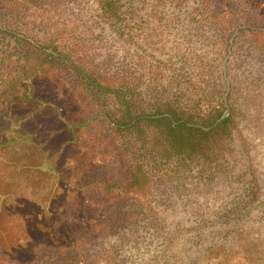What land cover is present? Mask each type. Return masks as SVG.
Wrapping results in <instances>:
<instances>
[{"label": "trees", "instance_id": "1", "mask_svg": "<svg viewBox=\"0 0 264 264\" xmlns=\"http://www.w3.org/2000/svg\"><path fill=\"white\" fill-rule=\"evenodd\" d=\"M96 2L100 15L121 23V0ZM2 5L39 9L36 0ZM236 6L246 20L231 17ZM193 10L233 21L234 39L248 35L264 45V0H201ZM52 25L44 37L0 26V264L53 256L58 264H92L83 247L151 214L144 198L157 185L197 167L223 173L233 152L239 112L227 71L220 99L146 101L133 79L98 72L68 48L67 29ZM26 154L35 162L26 163ZM36 170L59 178L66 200L71 194L70 212L36 197L22 179Z\"/></svg>", "mask_w": 264, "mask_h": 264}, {"label": "rangeland", "instance_id": "2", "mask_svg": "<svg viewBox=\"0 0 264 264\" xmlns=\"http://www.w3.org/2000/svg\"><path fill=\"white\" fill-rule=\"evenodd\" d=\"M4 1L0 26L43 37L52 24L65 27L68 48L105 76L133 79L146 101L220 99L227 71L230 102L239 113L223 173L197 167L157 185L144 198L151 214L83 247L92 264H264V45L248 35L234 39L233 21L223 16L194 15L201 0H121L120 24L100 15L96 0H36L39 9L21 11ZM234 10L233 19H247L245 10ZM26 155V163L35 162ZM74 163L60 169L63 175ZM30 174L22 179L36 197L71 211V194L66 200L59 178ZM216 248L220 257L212 258ZM32 264L58 263L53 256Z\"/></svg>", "mask_w": 264, "mask_h": 264}]
</instances>
